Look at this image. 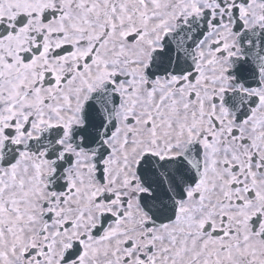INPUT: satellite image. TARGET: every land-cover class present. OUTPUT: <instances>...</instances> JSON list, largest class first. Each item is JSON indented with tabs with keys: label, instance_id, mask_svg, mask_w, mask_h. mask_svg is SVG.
<instances>
[{
	"label": "snow or ice",
	"instance_id": "1",
	"mask_svg": "<svg viewBox=\"0 0 264 264\" xmlns=\"http://www.w3.org/2000/svg\"><path fill=\"white\" fill-rule=\"evenodd\" d=\"M0 264H264V0H0Z\"/></svg>",
	"mask_w": 264,
	"mask_h": 264
}]
</instances>
